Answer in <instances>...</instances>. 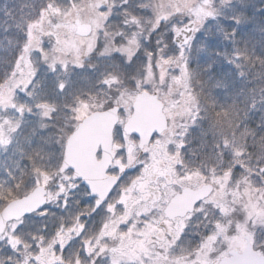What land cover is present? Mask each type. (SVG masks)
Instances as JSON below:
<instances>
[{
    "label": "snow or ice",
    "instance_id": "6c2138e0",
    "mask_svg": "<svg viewBox=\"0 0 264 264\" xmlns=\"http://www.w3.org/2000/svg\"><path fill=\"white\" fill-rule=\"evenodd\" d=\"M0 264H264V0H0Z\"/></svg>",
    "mask_w": 264,
    "mask_h": 264
}]
</instances>
